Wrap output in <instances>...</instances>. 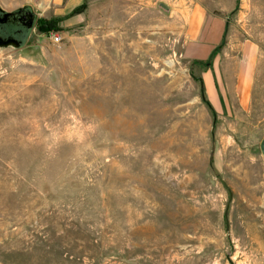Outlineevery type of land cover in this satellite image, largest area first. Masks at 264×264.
<instances>
[{
	"label": "rangeland",
	"instance_id": "obj_1",
	"mask_svg": "<svg viewBox=\"0 0 264 264\" xmlns=\"http://www.w3.org/2000/svg\"><path fill=\"white\" fill-rule=\"evenodd\" d=\"M157 3L0 0L65 18L0 49V264H264V0L228 14L227 75L240 41L258 58L223 113Z\"/></svg>",
	"mask_w": 264,
	"mask_h": 264
},
{
	"label": "crops",
	"instance_id": "obj_2",
	"mask_svg": "<svg viewBox=\"0 0 264 264\" xmlns=\"http://www.w3.org/2000/svg\"><path fill=\"white\" fill-rule=\"evenodd\" d=\"M50 1L59 9V15H65L67 13L62 8L68 2L74 6L82 0ZM156 1L157 15L161 17L162 9L165 8L168 23L164 28L155 23L154 32L159 35L170 33L173 42L181 44L186 58L209 59V67L202 73L201 80L204 93L214 109L228 112L229 97H233L239 106L246 109L257 64V45L249 39L240 41L233 75L229 77L223 69V63L231 60L227 50L235 47L232 35H227L228 14L234 10L235 0Z\"/></svg>",
	"mask_w": 264,
	"mask_h": 264
},
{
	"label": "water",
	"instance_id": "obj_3",
	"mask_svg": "<svg viewBox=\"0 0 264 264\" xmlns=\"http://www.w3.org/2000/svg\"><path fill=\"white\" fill-rule=\"evenodd\" d=\"M162 9V11H167ZM37 13H35L30 6H24L12 11H5L0 8V49L12 48L19 49L26 43L30 32L32 31ZM260 151L264 156V137L260 143ZM222 185L230 191L220 176H217ZM228 207V204H227ZM227 207L225 210V217L227 214Z\"/></svg>",
	"mask_w": 264,
	"mask_h": 264
},
{
	"label": "trees",
	"instance_id": "obj_4",
	"mask_svg": "<svg viewBox=\"0 0 264 264\" xmlns=\"http://www.w3.org/2000/svg\"><path fill=\"white\" fill-rule=\"evenodd\" d=\"M83 7V4L79 7H76L74 10L71 11L70 15H75L77 14L80 9ZM63 17H53L51 19H45V18H37L34 24V27L38 31V33L43 34L48 36L50 33L54 32H60L62 29L60 27L61 22L63 21ZM222 47L219 46L216 48V50L220 49ZM194 63H200L203 65V70L205 71L209 67V59L207 60H195ZM199 85H200V92L202 95V100L205 101L204 99V88L202 84L201 78H198Z\"/></svg>",
	"mask_w": 264,
	"mask_h": 264
},
{
	"label": "built area",
	"instance_id": "obj_5",
	"mask_svg": "<svg viewBox=\"0 0 264 264\" xmlns=\"http://www.w3.org/2000/svg\"><path fill=\"white\" fill-rule=\"evenodd\" d=\"M48 37L54 43H58L61 40V36L57 33H50Z\"/></svg>",
	"mask_w": 264,
	"mask_h": 264
},
{
	"label": "bare ground",
	"instance_id": "obj_6",
	"mask_svg": "<svg viewBox=\"0 0 264 264\" xmlns=\"http://www.w3.org/2000/svg\"><path fill=\"white\" fill-rule=\"evenodd\" d=\"M140 23V22H139ZM142 23V22H141ZM150 26V25H149ZM143 27V26H142ZM146 27V26H145ZM141 28V27H140ZM148 28V27H147ZM139 29V28H138ZM144 29V28H143ZM143 33V32H142ZM140 34V33H139Z\"/></svg>",
	"mask_w": 264,
	"mask_h": 264
}]
</instances>
